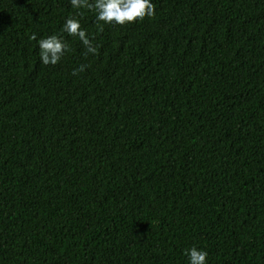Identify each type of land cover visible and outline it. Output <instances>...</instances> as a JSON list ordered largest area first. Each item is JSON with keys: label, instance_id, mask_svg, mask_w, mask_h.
Instances as JSON below:
<instances>
[{"label": "trees", "instance_id": "16d2710c", "mask_svg": "<svg viewBox=\"0 0 264 264\" xmlns=\"http://www.w3.org/2000/svg\"><path fill=\"white\" fill-rule=\"evenodd\" d=\"M152 2L0 0V264H264V0Z\"/></svg>", "mask_w": 264, "mask_h": 264}, {"label": "clouds", "instance_id": "9594fccd", "mask_svg": "<svg viewBox=\"0 0 264 264\" xmlns=\"http://www.w3.org/2000/svg\"><path fill=\"white\" fill-rule=\"evenodd\" d=\"M69 2L74 9L88 8L94 10L96 20L105 24L124 25L142 20L145 16L152 17L154 15L152 0H69ZM62 31L69 36L78 37L86 49V55L97 52V48L92 44L76 16H69L64 20ZM30 39H36L35 35H32ZM37 44L39 59L43 65L57 64L69 51L68 43L57 34L39 39ZM84 70L85 66L80 65L78 69L73 70L72 74L77 75L78 72ZM183 254L187 258V264H208V252L203 248L197 246L186 248Z\"/></svg>", "mask_w": 264, "mask_h": 264}]
</instances>
